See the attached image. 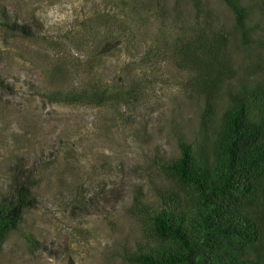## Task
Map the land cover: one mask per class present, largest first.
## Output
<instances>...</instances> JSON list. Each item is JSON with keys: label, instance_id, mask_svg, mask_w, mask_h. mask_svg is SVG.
<instances>
[{"label": "rangeland", "instance_id": "1", "mask_svg": "<svg viewBox=\"0 0 264 264\" xmlns=\"http://www.w3.org/2000/svg\"><path fill=\"white\" fill-rule=\"evenodd\" d=\"M198 1L199 16L193 0H0V201L22 181L35 199L0 264H131L145 242L135 197L157 203L170 185L158 163L179 156V137L205 141L175 43L201 26L230 34L215 124L230 92L264 85V0H242L249 44L222 0ZM96 76L119 100H49Z\"/></svg>", "mask_w": 264, "mask_h": 264}, {"label": "trees", "instance_id": "2", "mask_svg": "<svg viewBox=\"0 0 264 264\" xmlns=\"http://www.w3.org/2000/svg\"><path fill=\"white\" fill-rule=\"evenodd\" d=\"M193 1L199 16V1ZM222 1L233 13L242 42L249 44V7L242 0ZM209 29L196 27L172 52L176 65L191 74L190 87L203 97L205 141L196 145L179 137V156L158 163L170 185L157 189V203L135 197L132 212L145 242L126 254L131 264H264V85L242 84L230 92L215 124V99L233 68L230 34ZM91 84L55 91L49 100L95 106L119 100L118 91L97 76ZM17 185L0 201V252L35 203L29 182Z\"/></svg>", "mask_w": 264, "mask_h": 264}]
</instances>
